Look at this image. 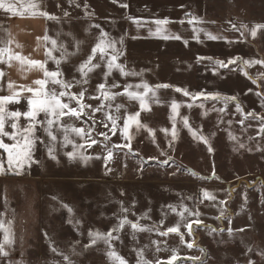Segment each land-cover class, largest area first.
I'll list each match as a JSON object with an SVG mask.
<instances>
[{
  "label": "rangeland",
  "instance_id": "obj_1",
  "mask_svg": "<svg viewBox=\"0 0 264 264\" xmlns=\"http://www.w3.org/2000/svg\"><path fill=\"white\" fill-rule=\"evenodd\" d=\"M190 1L200 10L199 23H188L192 14L198 15ZM48 14L56 17L50 19L54 21L49 28L50 41L56 40L69 53L60 65L64 79H81L76 69L91 54L101 29L116 41L123 37V45L117 43L123 52L117 62L140 73L121 76L118 70H113L105 78L106 68L97 56L93 63H100V67L88 74L87 83L71 89L75 93L86 89V104L93 107L100 104V100L88 99L98 94L99 83L118 84L119 87L111 89L114 93H122L126 84L142 81L150 86L173 87L156 89L159 102L149 100L150 110L141 111L139 103L125 95H116L109 102L112 114L121 117L117 122L121 127L124 116L136 112H140L139 121L146 127L137 129L132 124L129 135L133 153L129 148L114 149L107 166L103 159L107 154L104 145L112 147L129 141L122 139L118 131L112 135L103 124H97L91 133L98 143L81 149L85 156L91 157L86 161L68 158L66 153L73 148L61 146L62 132H56L57 141L53 144L39 126L37 135L45 142H37L32 151L34 162L25 164L19 175L7 170V153L0 149V163L4 165V171L0 172V221L12 240L5 245L8 255L0 256V264H65L63 255L69 256L73 264H113L108 245L103 241L91 244L89 232L107 233L124 216L131 222L139 218L141 225L152 229L133 232L129 224L113 233L119 239L112 241V247L127 264H137L140 250L149 264L157 261L166 264L173 250L179 258L173 264H249V261L264 264V132L260 131V119L247 117L249 112L264 117V65H242L244 60L264 61L244 30L245 25H264V0H48ZM165 19L169 22L159 26L162 34L178 35L180 39L166 40L150 34L158 27L154 21ZM231 24L236 26L232 33L226 31ZM194 28L203 31L197 33ZM206 32L219 38L210 40ZM238 32L244 35L243 41L237 39ZM197 34L199 42L194 38ZM226 37L237 38L227 42ZM52 55L59 58L61 52L54 51ZM198 56L225 62L234 57L240 60L229 65L234 71L219 69L220 75H214L216 65L208 60L197 63ZM50 66L56 69L51 60ZM175 87L236 96L243 113L236 111V102L225 107L223 101L201 98L193 103L176 92ZM173 101L180 105L175 114V140L173 121L169 118L174 115ZM189 103H193L191 108L187 107ZM201 103L203 107H199ZM117 104L124 106L119 113L115 112ZM9 107L26 110L25 105ZM221 108L225 110L218 111ZM86 111L91 113V109ZM183 117L188 118L195 138L184 126ZM43 118L41 114L39 119ZM95 119L103 120L104 112L96 113ZM62 122L86 129L92 125L87 117L80 121L65 117ZM20 123L23 126L27 122L22 118ZM108 125L111 128L110 122ZM148 129L153 135H149ZM161 129H167V134ZM102 131L108 132L110 141L99 135ZM199 137L206 138L207 143ZM70 138L77 144L84 143L74 135ZM2 139L12 143L7 137ZM49 147L55 148L56 159L49 157ZM169 158L167 165L159 163ZM203 191L215 199L204 198ZM181 205L194 213L184 214L180 227L183 243L180 234H159L181 221L177 215ZM169 206H175L177 211L173 212ZM123 209L128 211L125 213ZM221 210H225L224 218L216 219ZM197 219L201 223L193 225L189 235L184 224ZM4 235L0 230V241ZM188 243L193 247L188 248ZM50 244L63 255L54 253ZM195 257L200 259H188Z\"/></svg>",
  "mask_w": 264,
  "mask_h": 264
},
{
  "label": "snow or ice",
  "instance_id": "obj_2",
  "mask_svg": "<svg viewBox=\"0 0 264 264\" xmlns=\"http://www.w3.org/2000/svg\"><path fill=\"white\" fill-rule=\"evenodd\" d=\"M115 2V0H113ZM126 7L127 5H122ZM20 7L23 8L24 5L20 4ZM29 8L35 9L38 7V5L34 2H29L28 4ZM0 9H3L6 13H11L12 15L17 14V4L15 2H9V0H0ZM35 14V13H34ZM40 15H43L47 17L48 19H56V17L49 15L46 12H40ZM65 15L67 16L68 13L66 12ZM132 19L134 23L139 24V21ZM168 20H156L154 23L158 26L155 33H151L152 35H161L163 39H180V36H174L169 37L168 35H163V29L159 27L160 25L167 24ZM194 22L199 23V20L197 17H192L188 20L189 24H193ZM183 23V21H181ZM95 27H99V25H95ZM245 30H247V26L245 25ZM235 28V26H233ZM260 28H264V25H256L254 28L251 29V35L255 37L257 30ZM194 32L199 33L200 31H203V29H193ZM208 39L210 40H216L219 37L212 35L211 33H205ZM197 42H199L198 34L196 37ZM45 41H49L50 38L46 35L43 37ZM51 49L45 50V55L47 59L45 61H38V60H32L27 57L21 56L19 53L11 54L9 53V50L7 48H0V63H5L7 61H11L13 59L19 61L21 64H27L29 68H35L42 72L43 78L36 79L33 81V86L28 85H21L19 88L16 87V85L9 81L7 84V89L9 94L7 95H0V149H3L5 153H7V165H8V171L15 172V174L19 175L20 170L24 167L25 164H31L33 161L32 159V151L34 146L37 144V142H45L40 140V137L37 135L38 126L43 128L44 133L48 137V142H54L57 141V135L56 132H62V147H66L68 145H72L73 150L70 152H67L66 155L69 159H81V160H88L91 157L85 156L81 149H84L85 146L92 147L93 145L97 144L98 141L93 139L91 136L93 128L97 124H103L104 128L108 129L112 133V135H115L117 131L120 134V137L126 141H129V143L123 144V145H113L112 147H107L105 144L104 147L106 149L107 154L103 156V159L105 161V166H107V163L109 160L113 157L114 149H121V148H130V140L131 137L129 135V129L132 126V124H135L137 129L146 127L145 125L141 124L139 121L140 112H136L134 114H126L123 118V126L121 127L117 122L121 119L120 115L118 114H112L111 108L112 105L111 101H113L116 97V95H125L130 101H137L140 105V110H150L148 109V101L154 100L156 102L158 101L157 95H156V89L158 88H168L173 87L168 84H160L156 86H150L147 82H141L139 84H126L124 86V90L122 93H114L111 91L112 88L119 87L118 84L113 83L112 85H107L106 83H99L96 87V92L98 93L96 96H89L88 99H97L100 100V104L96 107H93L90 104H86L85 101V95H86V89H82L79 93H75L71 91V89L76 85H81L82 83H87L88 74L93 72L96 68L100 67V63H93L94 58L97 56L99 57V61L103 63L104 67L106 68V71L104 73L105 78L110 76L113 72V70H118L121 74V76H137L140 75V73H136L135 71L127 70L125 65L118 63L119 57L123 55V52L120 48H117V43H119L121 46L123 45V37L120 38L119 41H116L108 36L107 33L101 29L100 36L98 38V42L92 47L91 54L87 57V59L82 62L76 71L79 72L81 79H76L73 77L71 81L64 79V73L60 69V65L62 61L66 59V57L69 55V53L64 50L63 45L58 46L56 40H51ZM185 44L187 45V41H185ZM54 51H60L61 56L59 58L52 55ZM5 53H9L7 56V61H5ZM51 60L55 65V70H49V68L46 66L47 61ZM204 60H208L214 65H216V68L213 69L214 75H220L219 69H229V65L236 64L238 60H240L239 57L229 58L227 62L223 60H213L211 57H197V63H200ZM252 64H262L264 65V61L259 60H253L248 61L244 60L242 61V65H249ZM230 71H234L235 69H229ZM241 72H243V67H241ZM247 75V73H244ZM4 76V72L0 71V77ZM253 83H256L255 80H253ZM57 86L59 90H57ZM140 89H143V91H140ZM174 90L176 92L182 93L184 96L189 97L193 103L197 100H200L201 98L203 100H212V101H223L225 104V107L230 102H236V111L243 113V110L241 108V105L238 102V99L236 96H227L222 95L219 92H205L201 90L200 92H190L187 88H180L175 87ZM251 91V89H249ZM25 93L29 94L25 96ZM151 94V95H149ZM26 100V110L20 111V110H11L10 105L14 104H20L22 101ZM73 103L75 106H73ZM193 103L187 104V107L191 108L193 106ZM124 107L123 105L117 104L115 106V112L119 113L120 109ZM180 105L173 101L171 103V112L174 114L173 116H170L169 118L173 121V129H172V137L173 140L176 138V128H175V114L178 113ZM199 107H203V103L199 105ZM105 108H108L109 111H104ZM87 109H91V113L86 111ZM216 110V109H214ZM225 109L221 108L218 109V111L223 112ZM98 112H104V119L97 121L95 119V114ZM43 114V119H39V117ZM206 114V113H205ZM75 118V120H82L83 117H87L89 120L92 121V125L88 126L87 129L85 127H76L73 124H64L63 118ZM247 117H252L254 119H260L262 122V126L260 131L264 132V117H259L254 112L247 113ZM23 118L24 121L27 123L25 125H21L20 121ZM108 122L111 123V128H109ZM183 123L185 127L189 128L190 133L196 137V133L191 129L188 118L183 117ZM241 124H243V121H240ZM11 128V131H8L7 128ZM55 129V132L53 131ZM149 135H153V131L151 129H148ZM161 131H164L166 134L168 132L167 129H161ZM76 136L79 137L80 140H82L84 143L77 144L73 139L70 138V136ZM100 136L103 137L104 141H110L111 137L108 135V132H100ZM3 137H7L8 140L12 141V143H6ZM204 143H207V139L204 137H199ZM171 143V142H170ZM243 147V145H241ZM210 152L212 151L211 147L209 146L208 149ZM55 148L49 147L48 148V155L51 159H56L55 156ZM163 154V153H162ZM97 159H100L101 157H96ZM149 159H155L153 157H149ZM171 158L160 161L159 163L161 165H167L169 163V160ZM179 170V169H178ZM4 171V165L3 163H0V172ZM108 172L111 171V169H107ZM204 198L207 199H215L211 193L207 191H203ZM221 203H224L223 201ZM173 212H176L175 206H169ZM181 211L177 213L181 217V221H178L175 226L168 227L165 231L159 232L161 236H167L170 233H176L180 234L181 242H184V236L180 233V227L181 223L185 219V213L188 215H194L187 207L181 205ZM71 211V209H69ZM123 211L126 213L128 210L123 209ZM224 211L221 210V215L216 217V219H222L224 218ZM195 215H199V213H195ZM143 218V217H142ZM79 221H77L78 223ZM11 223V222H9ZM163 223V221H161ZM201 221L194 220L189 221L188 223L184 224V227L187 229V232L189 235H192V227L193 225H199ZM131 226L133 232L136 231H151L152 229L146 228L145 226L141 225L139 223V218L136 222H131L127 219V216H124L119 220V223L116 227L113 229H110L107 233H100V232H89V237L91 238L90 243L95 244L97 241H103L106 245H108V256L113 261V264H127V262L124 260L123 257L119 256L118 253L114 250L112 247V241L119 239V236H114L113 233H119L121 229L124 228L125 225ZM0 230H3L5 235L2 241H0V256H7L8 252L5 251V245H10L12 243L10 233L8 229L6 228L3 221H0ZM215 231V229H213ZM243 231V229H241ZM232 229H229V234L231 235ZM153 243H156L153 241ZM89 245H86L85 247H88ZM51 250L54 253H59V250L52 246L50 244ZM188 248H192L193 244L188 243ZM159 251V248H157ZM203 253V250H201ZM138 261L137 264H149L147 260L143 258V251L140 250L137 252ZM179 259L176 254L175 250H173L172 257L169 258V260L166 262V264H173V261H176ZM192 259L193 261H197L200 258H188ZM63 260L65 261V264H73L71 258L67 255H63ZM157 264H162V262L157 261ZM202 264V262H201ZM249 264H252V261H249Z\"/></svg>",
  "mask_w": 264,
  "mask_h": 264
},
{
  "label": "crops",
  "instance_id": "obj_3",
  "mask_svg": "<svg viewBox=\"0 0 264 264\" xmlns=\"http://www.w3.org/2000/svg\"><path fill=\"white\" fill-rule=\"evenodd\" d=\"M9 2H15L18 11L16 15H12L11 13H6L3 9H0V48H7L9 53L13 55L19 53L21 56L32 60L45 61L47 59L45 50L50 49V40L45 41L43 37L47 35L50 38L49 28L54 21L40 15L39 13H48V0H31V2L38 5L35 9L28 7L30 0H9ZM190 3L192 2L190 1L189 4ZM20 4H23L24 7L21 8ZM192 6L194 11L198 13L197 16H194L193 14L192 16L199 18L201 16L199 8L195 3H192ZM189 9L191 10L188 5L187 10L189 11ZM233 26L234 24H231L226 31L232 33ZM255 26L256 25L248 27L247 25V30H244L246 32V37L255 42L254 47L256 48L257 53L264 58V28L258 29L255 37H253L251 35V29ZM237 34H239V36L238 38H235L243 41L244 35L240 32ZM233 38L226 37L225 40L227 42H233L232 40H235V38ZM9 53H5V61H7ZM46 66L49 70L52 69L50 66V60L47 61ZM0 71L4 72V76L0 77V95L9 94L7 89L9 81L13 82L17 88L21 85L35 87L33 81L43 78L41 71L35 68H29L26 63L21 64L15 59L0 63ZM62 72L64 71L62 70ZM262 93L264 95V82L262 84ZM26 95L29 94L25 93V96ZM14 105L26 106V100L22 101L20 104Z\"/></svg>",
  "mask_w": 264,
  "mask_h": 264
},
{
  "label": "water",
  "instance_id": "obj_4",
  "mask_svg": "<svg viewBox=\"0 0 264 264\" xmlns=\"http://www.w3.org/2000/svg\"><path fill=\"white\" fill-rule=\"evenodd\" d=\"M130 153H133V151H130Z\"/></svg>",
  "mask_w": 264,
  "mask_h": 264
},
{
  "label": "trees",
  "instance_id": "obj_5",
  "mask_svg": "<svg viewBox=\"0 0 264 264\" xmlns=\"http://www.w3.org/2000/svg\"><path fill=\"white\" fill-rule=\"evenodd\" d=\"M2 154H3V151H2Z\"/></svg>",
  "mask_w": 264,
  "mask_h": 264
}]
</instances>
